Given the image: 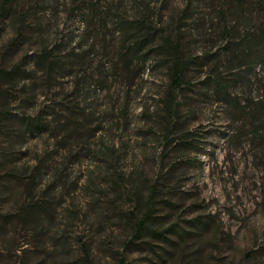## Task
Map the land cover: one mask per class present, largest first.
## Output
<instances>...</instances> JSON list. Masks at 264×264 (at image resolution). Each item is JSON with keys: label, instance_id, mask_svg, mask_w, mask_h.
Here are the masks:
<instances>
[{"label": "rangeland", "instance_id": "obj_1", "mask_svg": "<svg viewBox=\"0 0 264 264\" xmlns=\"http://www.w3.org/2000/svg\"><path fill=\"white\" fill-rule=\"evenodd\" d=\"M1 69L0 264H264V0H0Z\"/></svg>", "mask_w": 264, "mask_h": 264}, {"label": "trees", "instance_id": "obj_2", "mask_svg": "<svg viewBox=\"0 0 264 264\" xmlns=\"http://www.w3.org/2000/svg\"><path fill=\"white\" fill-rule=\"evenodd\" d=\"M137 40V39H136ZM142 42V39H139L137 41L134 42L135 46L138 48L141 46V43ZM45 54L47 55V53L45 52ZM1 74H8L9 71L8 70H4V69H1ZM172 73H173V86H172V90L175 91L182 83V65L181 63H178V62H175L174 65H173V69H172ZM118 264H127L126 262V259L124 257H121L118 261Z\"/></svg>", "mask_w": 264, "mask_h": 264}]
</instances>
